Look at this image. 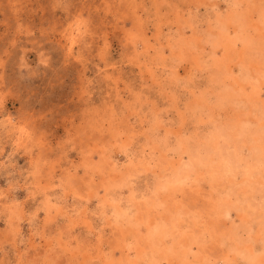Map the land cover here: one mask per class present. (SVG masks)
<instances>
[{"label": "rangeland", "instance_id": "1", "mask_svg": "<svg viewBox=\"0 0 264 264\" xmlns=\"http://www.w3.org/2000/svg\"><path fill=\"white\" fill-rule=\"evenodd\" d=\"M0 264H264V0H0Z\"/></svg>", "mask_w": 264, "mask_h": 264}]
</instances>
